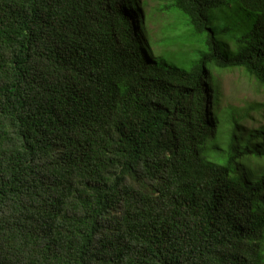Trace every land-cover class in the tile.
Returning a JSON list of instances; mask_svg holds the SVG:
<instances>
[{"label": "trees", "instance_id": "16d2710c", "mask_svg": "<svg viewBox=\"0 0 264 264\" xmlns=\"http://www.w3.org/2000/svg\"><path fill=\"white\" fill-rule=\"evenodd\" d=\"M144 5L0 0V264H264V127L211 70L264 85V0H172L159 41Z\"/></svg>", "mask_w": 264, "mask_h": 264}, {"label": "rangeland", "instance_id": "374dc122", "mask_svg": "<svg viewBox=\"0 0 264 264\" xmlns=\"http://www.w3.org/2000/svg\"><path fill=\"white\" fill-rule=\"evenodd\" d=\"M140 1L145 2L147 35L151 41H159L170 35L188 31L179 13L168 9L172 0ZM172 46L169 49L177 53L189 52L193 47L187 42L172 44ZM155 48L158 50L159 46ZM211 70L221 95L220 105L223 115L227 111H232L235 118L240 120V124L247 130L264 127V85L257 83L242 68L216 69L212 67ZM218 141L221 142V140ZM208 147L210 152L215 150L212 143H209ZM257 168L260 170L261 165ZM262 253L264 255V246Z\"/></svg>", "mask_w": 264, "mask_h": 264}]
</instances>
